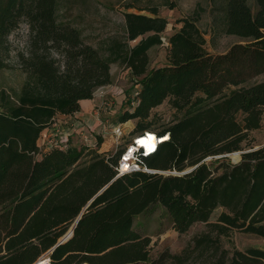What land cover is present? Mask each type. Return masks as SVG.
Listing matches in <instances>:
<instances>
[{
	"label": "trees",
	"instance_id": "trees-1",
	"mask_svg": "<svg viewBox=\"0 0 264 264\" xmlns=\"http://www.w3.org/2000/svg\"><path fill=\"white\" fill-rule=\"evenodd\" d=\"M61 2L0 0V77L9 68V36L22 23L29 30L26 51L18 53L24 81L18 89L0 82V264H34L45 253L51 264H154L151 239L135 220L157 204L178 233L208 222L221 208L209 224L217 236L236 229L264 238V145L254 149L252 136L264 114V0H212V36L243 41L217 54L205 47L197 25L203 8L197 5L168 37V63L151 69L148 50L162 43L168 25L157 8L151 15L125 12L124 40L95 47L60 15ZM115 63L139 84L135 104L118 121L136 119L141 133L169 135L143 164L177 173L195 166L190 172L116 177L123 150L39 147L57 114L79 111L82 100L111 83ZM166 100L174 116L156 126L151 111ZM249 149L237 162L224 156ZM115 177L70 238L50 251L87 201ZM221 253L216 264H264V249H236L226 259Z\"/></svg>",
	"mask_w": 264,
	"mask_h": 264
},
{
	"label": "rangeland",
	"instance_id": "rangeland-1",
	"mask_svg": "<svg viewBox=\"0 0 264 264\" xmlns=\"http://www.w3.org/2000/svg\"><path fill=\"white\" fill-rule=\"evenodd\" d=\"M219 1L216 0V3ZM249 2L253 5V0H249ZM211 4L212 0H62L60 15L71 20L79 28L87 43L95 47H104L114 38L124 40L125 12L151 15L149 10L157 8L159 14L167 18L168 25L161 34L162 43L148 50L149 69H151L168 63V37L176 28L180 27L177 20L190 16L197 5L203 8L197 25L205 33V47L208 52L223 53L233 44L243 42L235 35L212 36L210 30ZM8 40L9 68L1 73L0 82L10 89H18L25 78L18 64V53L26 51L29 40L27 25L22 23L11 33ZM134 44L135 41L129 42V45ZM110 73L112 75L111 83L98 88L93 99H90L92 101L89 108L83 109L84 112L87 111L85 113L89 118L85 119L87 124L95 128L94 135L90 141L84 143L81 133L74 132L69 136V145L80 147L88 144L99 153L113 154L123 150L134 137L141 133L138 130L136 119L125 123L118 121V116L126 110H131L135 104L132 99L139 84L132 79L130 70L122 64H112ZM259 79L261 77L255 78V80ZM91 109L94 117L88 114ZM174 112L166 100L152 109L151 118L154 117L155 125L160 126L170 121ZM54 121L61 129L55 142L65 147L63 142L66 137L62 132L72 130L70 124L74 122V119L57 114ZM118 125H120L122 135L117 138L112 133V129ZM48 130H43L38 141V145L43 150L49 149L47 142L52 136V132ZM252 136L255 147L264 145V114L261 128L253 131ZM100 139L102 143L99 146L97 143ZM224 156L232 162H237L240 160L241 154L236 151ZM206 161L210 163L211 157L206 158ZM161 172L163 174L177 173L172 170H161ZM221 211V208L215 209L208 222H196L185 233H178L172 228V223L164 207L157 204L148 212L136 217L135 228L144 236L150 237V259L155 261L154 264H216L223 256L221 252L227 253L226 259L236 249L241 251L249 247L264 249V238L254 234L236 229L231 230L228 235L221 236L212 232L209 224L216 221ZM198 242H202L203 246H197ZM171 256H179L181 259L178 260Z\"/></svg>",
	"mask_w": 264,
	"mask_h": 264
},
{
	"label": "built area",
	"instance_id": "built-area-1",
	"mask_svg": "<svg viewBox=\"0 0 264 264\" xmlns=\"http://www.w3.org/2000/svg\"><path fill=\"white\" fill-rule=\"evenodd\" d=\"M50 126V131L52 132V136L48 140V148H65L69 145V136H71L72 133L75 131L73 130H66L65 132H62V134L66 137L64 140L65 147H62L61 145H58L57 142H55L56 137L60 133V128L57 125V122L54 121ZM95 128L87 123H83L81 121V138L84 141V143L91 140V137L94 135ZM112 133L118 138L122 135V131L120 128V125L114 126L112 129ZM149 136V133L147 131H144L140 133L138 136L134 137L130 143H128L125 148L123 149L120 158L118 160L117 165L115 166V170L117 171L116 176L123 175L125 173H130L134 171H144V172H159L163 173L159 170L150 169L147 166L143 164V158L148 157L151 154L155 153L158 149V147L167 141L169 139V135L165 134L163 136H160L156 133H154L155 136V148L153 149V152H149V150L146 149V147L141 144L139 141L141 139H144ZM167 138V139H166ZM88 145V144H87ZM40 147V146H39ZM41 148V147H40ZM155 150V151H154ZM34 264H51L50 258L47 254H44L36 263Z\"/></svg>",
	"mask_w": 264,
	"mask_h": 264
},
{
	"label": "water",
	"instance_id": "water-1",
	"mask_svg": "<svg viewBox=\"0 0 264 264\" xmlns=\"http://www.w3.org/2000/svg\"><path fill=\"white\" fill-rule=\"evenodd\" d=\"M259 147H261V146H258V147H255L254 149H258ZM247 151H250V149L249 150H245V151H240L239 152V154H242V153H244V152H247ZM217 157H220V156H217ZM195 167V166H194ZM194 167H190L189 169H187V170H184V171H182V172H180V173H170V174H185V173H188V172H190ZM116 177H118V176H116ZM116 177L115 178H113L111 181H109L106 185H104L100 190H98L88 201H87V203L85 204V206L82 208V210H81V212H80V214L77 216V218L75 219V221H74V224H73V226H72V228H71V230L67 233V234H65L63 237H61L57 242H56V244L51 248V250L50 251H52L54 248H56L58 245H60V244H62V243H64V242H66L69 238H70V236L73 234V232H74V228H75V226H76V224L78 223V221L80 220V218H81V216H82V214L84 213V211H85V209L91 204V202L98 196V195H100L115 179H116Z\"/></svg>",
	"mask_w": 264,
	"mask_h": 264
},
{
	"label": "crops",
	"instance_id": "crops-1",
	"mask_svg": "<svg viewBox=\"0 0 264 264\" xmlns=\"http://www.w3.org/2000/svg\"><path fill=\"white\" fill-rule=\"evenodd\" d=\"M92 100H82L81 102H80V110L79 111H77V112H75V113H73V114H71V115H65L66 117H70V118H73L74 119V122L73 123H71L70 124V127H71V129L73 130V131H75V132H81V121L83 122V123H88V122H86V117L88 118V116H87V113H85V112H87L86 110H85V112L83 111V109L85 108V109H87V108H89V105H90V102H91ZM84 102H87L88 104H83ZM89 115H91V116H93L94 117V115H92V109L89 111V113H88ZM86 119V120H85ZM89 119V118H88ZM48 128H49V130H48ZM48 128H46L45 130H48V131H50L51 129H50V127H48ZM44 132V131H43ZM85 206V205H84ZM74 224V223H73ZM73 226V225H72ZM72 226L70 227V228H72ZM71 230V229H70ZM70 230H68V232L70 231ZM67 232V233H68ZM66 233V234H67Z\"/></svg>",
	"mask_w": 264,
	"mask_h": 264
},
{
	"label": "bare ground",
	"instance_id": "bare-ground-1",
	"mask_svg": "<svg viewBox=\"0 0 264 264\" xmlns=\"http://www.w3.org/2000/svg\"><path fill=\"white\" fill-rule=\"evenodd\" d=\"M83 104H88V103L84 102ZM147 132L149 133V136L147 135L146 138L141 139L139 142L143 144L146 147V149L149 150V152H153V149L155 148V136L153 132L150 131Z\"/></svg>",
	"mask_w": 264,
	"mask_h": 264
},
{
	"label": "clouds",
	"instance_id": "clouds-1",
	"mask_svg": "<svg viewBox=\"0 0 264 264\" xmlns=\"http://www.w3.org/2000/svg\"><path fill=\"white\" fill-rule=\"evenodd\" d=\"M27 55V54H26Z\"/></svg>",
	"mask_w": 264,
	"mask_h": 264
}]
</instances>
